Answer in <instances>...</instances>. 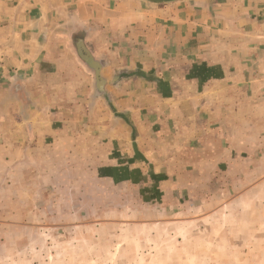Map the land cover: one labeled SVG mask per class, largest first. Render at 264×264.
<instances>
[{"label":"rangeland","instance_id":"rangeland-1","mask_svg":"<svg viewBox=\"0 0 264 264\" xmlns=\"http://www.w3.org/2000/svg\"><path fill=\"white\" fill-rule=\"evenodd\" d=\"M41 4L0 0V264H264V75L219 90L215 68L203 122L110 142L103 82Z\"/></svg>","mask_w":264,"mask_h":264},{"label":"crops","instance_id":"crops-1","mask_svg":"<svg viewBox=\"0 0 264 264\" xmlns=\"http://www.w3.org/2000/svg\"><path fill=\"white\" fill-rule=\"evenodd\" d=\"M43 4L38 10L50 12V19L56 13L58 21L65 20L62 27L70 44L80 40L75 41V57L91 61L85 70L95 77L94 88L99 91L98 83L103 82L104 94L98 97L112 113L106 128L116 137L110 142L129 139L132 132L135 140L145 131L151 139L164 132L174 134L178 131L174 128L187 126L190 114L202 115L203 122L210 113L205 94L214 81L200 77L215 68L225 80H218L224 82L219 90L232 88L226 80L231 73L252 79L264 75V53L258 51L264 44V0H43ZM32 24L35 21L29 19L28 26ZM42 45L34 47L44 50ZM216 60L230 63L218 66ZM46 61L42 58L41 63ZM21 67L17 74L21 78L40 71L29 58ZM239 82L235 81L236 88ZM131 91L142 93L138 102H126ZM120 92L125 94L120 97ZM25 119L22 122L30 125L31 119ZM31 134L26 132V138ZM90 139L98 141L96 136ZM11 140L16 142L12 154L26 148L28 162L33 148L23 147L15 130Z\"/></svg>","mask_w":264,"mask_h":264}]
</instances>
